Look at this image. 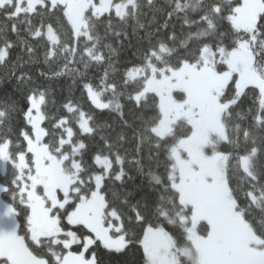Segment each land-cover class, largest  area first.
Returning a JSON list of instances; mask_svg holds the SVG:
<instances>
[{"label":"snow or ice","instance_id":"snow-or-ice-1","mask_svg":"<svg viewBox=\"0 0 264 264\" xmlns=\"http://www.w3.org/2000/svg\"><path fill=\"white\" fill-rule=\"evenodd\" d=\"M0 264H264V0H0Z\"/></svg>","mask_w":264,"mask_h":264}]
</instances>
